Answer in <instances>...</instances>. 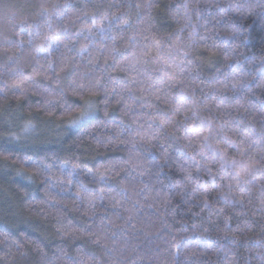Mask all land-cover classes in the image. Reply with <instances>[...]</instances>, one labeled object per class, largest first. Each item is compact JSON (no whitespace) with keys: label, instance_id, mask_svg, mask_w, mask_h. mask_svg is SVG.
Masks as SVG:
<instances>
[{"label":"trees","instance_id":"1","mask_svg":"<svg viewBox=\"0 0 264 264\" xmlns=\"http://www.w3.org/2000/svg\"><path fill=\"white\" fill-rule=\"evenodd\" d=\"M262 157L264 0H0V264H264Z\"/></svg>","mask_w":264,"mask_h":264},{"label":"snow or ice","instance_id":"2","mask_svg":"<svg viewBox=\"0 0 264 264\" xmlns=\"http://www.w3.org/2000/svg\"><path fill=\"white\" fill-rule=\"evenodd\" d=\"M83 115L84 114H82L81 118H83ZM211 131L212 130L209 127V132L211 133ZM207 139L208 137H205V140ZM225 140L228 146L230 148H234L239 156L244 157L246 155V149L236 145L235 142H233L229 137H227V134H225ZM248 147H251V145H249ZM213 155L214 157L219 158L220 167L224 170L225 176H232L234 179H236L237 183H239L241 180H244L248 176H252L253 170L257 167V165L254 163H248L244 160L237 161L234 158H230L227 152L221 151L219 149H214ZM262 160H264V157H262Z\"/></svg>","mask_w":264,"mask_h":264}]
</instances>
